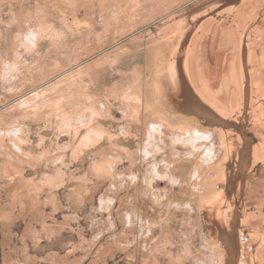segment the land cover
Here are the masks:
<instances>
[{"label":"rangeland","instance_id":"obj_1","mask_svg":"<svg viewBox=\"0 0 264 264\" xmlns=\"http://www.w3.org/2000/svg\"><path fill=\"white\" fill-rule=\"evenodd\" d=\"M243 1L0 0V264H264V163L205 134L220 105L264 145V2Z\"/></svg>","mask_w":264,"mask_h":264},{"label":"bare ground","instance_id":"obj_2","mask_svg":"<svg viewBox=\"0 0 264 264\" xmlns=\"http://www.w3.org/2000/svg\"><path fill=\"white\" fill-rule=\"evenodd\" d=\"M244 2H245V0L243 1V3H240V5L241 4H244ZM258 2L260 3V2H264V0H258ZM238 6V7H240L241 8V6ZM245 5V4H244ZM237 9H239V8H237ZM236 10V9H235ZM219 13V12H218ZM249 15V14H248ZM247 19V18H246ZM256 21V20H255ZM214 26H215V24H214ZM211 28H212V26L210 25L208 28L207 27H205L203 30V33L202 34H204V36H195L192 40H188V41H184V43H185V47L186 48H192V50H189V52H190V56H189V62H190V64L193 66H195L197 63H199V62H201V61H199V59H200V57H202V55L200 56L199 55V53H201V51L202 50H200L201 48H203L202 47V45H203V38L205 37V33L207 32L208 33V31H210L211 30ZM256 29V28H255ZM246 30V29H245ZM249 32V31H248ZM248 32H246V33H248ZM207 33H206V35H207ZM210 33V32H209ZM228 31L226 30V31H223L222 32V35H223V38L224 37H228L229 38V40H227V38H225V40L224 41H222L223 43H219L218 42V49H220V51L221 52H225V49L227 48V50H228V53L235 47V45H234V41H233V36H231V35H229L228 36ZM220 39V38H219ZM180 40V39H179ZM205 40V39H204ZM218 41H220V40H218ZM245 41V40H244ZM207 42V41H206ZM183 43V42H182ZM205 44V43H204ZM238 44V43H237ZM242 44H246V43H243V40H242ZM204 46V45H203ZM245 45H243V47H244ZM248 48V47H247ZM246 48V49H247ZM249 48H251V47H249ZM248 48V49H249ZM198 49H199V53H198ZM245 47H244V49L242 50L241 49V51L242 52H244L245 53ZM247 52V51H246ZM183 53V52H182ZM243 53V54H244ZM208 54V53H207ZM207 56V55H206ZM237 56V55H236ZM243 56V55H242ZM205 58V57H204ZM253 58V57H252ZM178 59V58H177ZM179 60V59H178ZM245 60V58L243 59V61ZM247 60V59H246ZM235 61H236V57H235ZM179 62V61H178ZM246 63V62H245ZM256 63V62H255ZM240 64V63H239ZM244 64V63H243ZM179 66V65H178ZM245 66H247V65H245ZM190 67V66H189ZM228 68L226 69L227 71V77H228V79H227V81L225 80L224 82H223V84H224V86H220L219 87V84H220V82L218 81V91H217V95L219 96V97H221V98H224V99H226L227 98V100H228V103H229V108L228 109H230V111H235L237 108H235V106H234V99H235V97H236V95L237 94H235L236 92H237V89H238V85L239 84H241V85H243V83L242 82H240V81H242V80H244V79H236L234 76H233V73H232V69H231V65L230 64H228V66H227ZM248 67V66H247ZM191 68V67H190ZM235 68V67H234ZM192 69V68H191ZM245 69H246V67H245ZM223 70V69H222ZM247 70V69H246ZM197 73V72H196ZM221 73V72H220ZM219 73V71H218V74H220ZM210 74V73H209ZM194 75V74H193ZM193 77H195V79H198L197 78V76H193ZM202 78V77H201ZM226 78V77H225ZM249 79L250 78V76H249V74L247 75V77H246V79ZM210 79V78H209ZM246 81V80H245ZM196 83H198L197 82V80H196ZM244 83H246V82H244ZM250 84H251V82H250ZM254 85H255V83H254ZM203 89V91H204V87L202 88ZM223 89H225L226 91L224 92V91H222ZM244 90H246V94H245V96H248L249 94H251V87H250V90H249V88L246 86L245 88H244ZM224 92V93H223ZM215 93V92H214ZM262 93V92H261ZM215 95H216V93H215ZM264 95V94H263ZM254 96V95H253ZM218 97V98H219ZM212 98H213V96H212ZM216 98V97H215ZM217 98V99H218ZM248 98V97H247ZM246 100V99H245ZM244 100V101H245ZM192 101V100H191ZM236 101V100H235ZM249 101V100H248ZM254 101V100H253ZM256 102V101H255ZM247 102H245V105H246V107L243 109L244 110V116H243V118H246L247 119V121H248V119H249V111H250V105H248V103L246 104ZM192 104H193V102H192ZM197 106L199 107V105L197 104ZM220 108H219V110H218V128L220 129V128H222L221 130H216L215 132L214 131H212V132H208V133H205V132H203V133H205L206 135L208 134V135H211V134H213V135H217V133H218V144H219V146L222 148V149H224V152L226 153V159H228V154H230V149H232V147L230 146V140H233L235 137L237 138L236 140H237V143L238 144H241L242 143V141L243 140H247L248 141V143H250V147L248 148V150H249V152L247 153L246 151H245V154L247 155V156H249L252 152H254V156H252V160L254 161V164L252 165V167H254L257 163H264V155H259L258 156V154L257 153H261L260 152V150L262 151V149H264L263 147H264V145H257V146H255L254 144H255V142H253V140L249 137V133L247 132V129L246 128H240L239 129V132L242 134V135H240V133H235V134H233V132L230 134V132L228 131V129L230 128V130H231V127H233L232 125H234V127L237 125L236 123H235V121H233V120H231V122L232 123H230V122H228V121H230V119H229V115H227L226 114V111H224L225 110V108H223V107H221L220 105H218ZM223 106V105H222ZM257 108V107H256ZM255 108V109H256ZM261 111V110H260ZM252 112V111H251ZM233 113V112H232ZM211 114H212V112H211ZM233 114H235V113H233ZM263 114V113H262ZM262 114H260V115H262ZM259 115V114H258ZM214 116H217V114L216 115H214ZM263 116V115H262ZM261 116V117H262ZM196 117H197V115H196ZM212 118H214V117H212ZM257 118V117H256ZM255 118V119H256ZM246 119H245V121H246ZM254 119V120H255ZM262 120V119H261ZM260 120V121H261ZM202 121V120H201ZM250 121V120H249ZM196 121L195 120H193L192 121V123H195ZM206 122V121H205ZM191 123V124H192ZM203 123V122H202ZM259 123H261V122H259ZM263 123V122H262ZM190 124V125H191ZM228 126H230L229 128H228ZM158 128H160V127H158V126H153L152 127V132L153 133H158L159 132V130L160 129H158ZM262 130V129H261ZM211 133V134H210ZM231 136V137H230ZM256 136H258L257 135V133H256ZM255 138H257V137H255ZM189 140V139H188ZM188 140H186V141H188ZM184 141V140H183ZM185 141V142H186ZM185 142H184V144H185ZM183 143V142H182ZM187 144V143H186ZM189 144V143H188ZM187 144V145H188ZM206 144V143H205ZM248 146V145H247ZM247 146H246V148H247ZM234 147V146H233ZM244 147V146H243ZM236 151H240L241 149H240V146L238 145V146H236ZM263 153V152H262ZM232 155H234V153L232 154ZM243 155H241L240 157H242ZM239 157V156H238ZM245 157V156H244ZM243 157V158H244ZM247 158V157H246ZM224 159V158H223ZM243 160V159H242ZM244 163V162H243ZM243 165V164H242ZM241 167V166H240ZM245 167V166H244ZM244 169V168H243ZM250 169V168H249ZM200 170H202V169H200ZM233 170V169H232ZM241 171H242V169H241ZM263 173V172H262ZM243 177V176H242ZM243 180H244V178H243ZM242 180V181H243ZM241 181V180H240ZM241 184V183H240ZM242 185V186H241ZM240 186H239V191H243V189H244V187L245 186H243V184H241ZM247 185V184H246ZM249 186V185H248ZM249 187H247V189H248ZM246 191V190H245ZM244 192V191H243ZM209 211V210H208ZM209 216V215H208ZM210 220V219H209ZM230 252V251H229ZM229 252H227V253H229ZM225 254V253H224ZM238 258V257H237ZM226 261H228V260H226ZM232 262V261H231ZM238 262V261H237ZM235 263V262H234ZM237 264V263H236Z\"/></svg>","mask_w":264,"mask_h":264}]
</instances>
